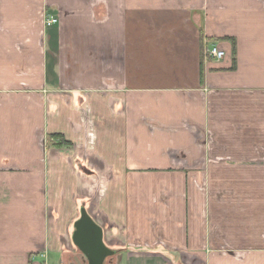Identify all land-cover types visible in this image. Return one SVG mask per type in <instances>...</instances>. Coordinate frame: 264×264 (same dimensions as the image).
I'll return each mask as SVG.
<instances>
[{"label": "crops", "instance_id": "1", "mask_svg": "<svg viewBox=\"0 0 264 264\" xmlns=\"http://www.w3.org/2000/svg\"><path fill=\"white\" fill-rule=\"evenodd\" d=\"M78 201L109 264H264V0H0V264Z\"/></svg>", "mask_w": 264, "mask_h": 264}, {"label": "water", "instance_id": "2", "mask_svg": "<svg viewBox=\"0 0 264 264\" xmlns=\"http://www.w3.org/2000/svg\"><path fill=\"white\" fill-rule=\"evenodd\" d=\"M71 240L84 255L87 264H104L106 258L115 253L103 241L102 226L91 217L85 207L80 208L79 217L73 223Z\"/></svg>", "mask_w": 264, "mask_h": 264}, {"label": "trees", "instance_id": "3", "mask_svg": "<svg viewBox=\"0 0 264 264\" xmlns=\"http://www.w3.org/2000/svg\"><path fill=\"white\" fill-rule=\"evenodd\" d=\"M200 37H201V42L203 41V34L200 31ZM209 40H214L212 38H208ZM218 39L220 40H228L230 41L231 44V67L230 69H234L235 68V63H236V41L233 37L230 36H223V37H219ZM200 64H203V54L201 53L200 56ZM46 145L49 146H53V147H66V148H71L73 146V142L67 138H65V136L60 133V132H50L46 135Z\"/></svg>", "mask_w": 264, "mask_h": 264}, {"label": "rangeland", "instance_id": "4", "mask_svg": "<svg viewBox=\"0 0 264 264\" xmlns=\"http://www.w3.org/2000/svg\"><path fill=\"white\" fill-rule=\"evenodd\" d=\"M77 204L79 207H81L85 203L78 201ZM71 229H72V226H71ZM69 231H70V229H69ZM71 231H70V234H68L66 239H65L66 241L63 244V252H62V254H60L59 258L55 261V263H51V261L48 260V262L46 264H87V260L85 259L84 255L73 244V242L71 240ZM105 264H109V261L107 260L105 262Z\"/></svg>", "mask_w": 264, "mask_h": 264}, {"label": "built area", "instance_id": "5", "mask_svg": "<svg viewBox=\"0 0 264 264\" xmlns=\"http://www.w3.org/2000/svg\"><path fill=\"white\" fill-rule=\"evenodd\" d=\"M57 22V18L54 16H48L44 20L46 26H51ZM205 54L215 60H220L225 56V51L218 44H210L206 47Z\"/></svg>", "mask_w": 264, "mask_h": 264}]
</instances>
